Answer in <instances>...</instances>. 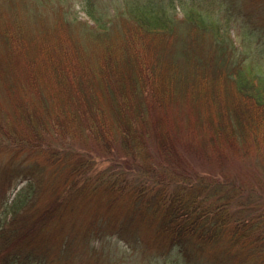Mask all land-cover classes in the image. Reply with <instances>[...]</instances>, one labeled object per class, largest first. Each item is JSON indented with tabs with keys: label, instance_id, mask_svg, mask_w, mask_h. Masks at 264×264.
Segmentation results:
<instances>
[{
	"label": "trees",
	"instance_id": "1",
	"mask_svg": "<svg viewBox=\"0 0 264 264\" xmlns=\"http://www.w3.org/2000/svg\"><path fill=\"white\" fill-rule=\"evenodd\" d=\"M237 27L264 44V0H0V81L23 74L17 126L0 116L2 181L23 184L12 199L0 191V264H73L74 247L47 228L92 200L110 234L94 237L116 239L129 264H264V178L194 181L190 136L169 123L173 109L179 120L213 111L193 124L209 130L203 149L218 159L247 145L264 158V75ZM77 137L107 154L102 176L87 177L98 161L72 149Z\"/></svg>",
	"mask_w": 264,
	"mask_h": 264
},
{
	"label": "rangeland",
	"instance_id": "2",
	"mask_svg": "<svg viewBox=\"0 0 264 264\" xmlns=\"http://www.w3.org/2000/svg\"><path fill=\"white\" fill-rule=\"evenodd\" d=\"M81 15H84V13L81 12ZM255 16L257 17L258 15L255 14ZM257 25L255 28L259 30V26L257 27ZM241 31V27H237L235 30H232V34L234 35L236 44L240 49L246 52L253 73L264 75V44L261 43L262 39L259 37L256 42H250L248 39L240 35ZM202 45L206 47L204 41L200 44V46ZM206 49L207 48H202L199 50V52L204 53L206 52ZM93 59L95 60L94 56ZM189 61L190 58L183 61V69L187 68V66L190 68ZM254 63L258 64V67H254ZM7 75L9 79V83L7 85L3 84L0 81V116L2 117V119H5L7 117L14 118L15 116V112L13 108H11V106L20 95L19 90L14 87L16 84L15 78H19V75L23 74L8 72ZM9 76L11 77L9 78ZM219 92L220 94H223V91L221 89L219 90ZM99 93H101L100 90ZM26 96L30 98L33 96V93L31 91H28ZM101 104L104 108L108 109V104L105 103L104 97L101 100ZM53 110L54 109H52L51 103L49 102L46 108L40 109V112L44 116H50L55 114ZM172 111V120L168 122L170 124L181 122L180 124L182 130L188 133V135L190 136L191 143L189 147L191 148V153L189 155L186 153L185 155L187 162L186 164L188 165L186 172H188V174L194 181L202 177L214 183L222 184L225 182V180H238L241 177L243 179H247V181L250 180V178H264V158H262L263 155H259V153H257L253 149L251 150V148L247 149V147H245L247 145L242 146L240 144H237V147L235 149H231L229 151L225 150V153L228 156L226 155L225 158L218 159L215 158L216 156L214 155L213 151L208 152V147H210L208 146L210 145L209 142V144L206 145V148L203 149V143L201 142L205 141V139L208 138L209 130L203 126L201 129L200 126H193V124L199 121H205L211 114H213V111L205 112L203 111V108L202 110L199 109L198 111L195 108L191 109L190 107V109L187 110L188 112L181 114V120H179L178 109H173ZM12 122L13 126H17V121H15V118L12 119ZM74 125L75 126L68 128L81 131V126L83 125V123L81 125H78L75 122ZM198 132L201 133L200 136L197 135ZM86 138L87 137H77L72 144V149L80 154L86 155L87 157H89V154L97 159V171H93L94 169H90L87 173V177L90 178L93 176V178H95V176L97 175L102 176L103 172L106 170L105 168H108V166H110L112 163L109 161V158L107 157V154H105L104 150L101 151L93 148L89 142L84 143ZM184 138L185 134L181 139L185 140ZM68 141L70 142L72 140ZM220 144L221 141L219 142V145ZM225 147L226 146L222 148ZM259 151L261 152V149ZM9 154L10 152L8 148H6V146H0V166H6L4 164L8 161L10 157ZM3 177L4 175L0 173V191H6L7 195H10L9 198L12 199L13 196L17 193V190L20 189L23 184L20 183L16 187L8 186L7 184L3 183ZM237 182H239V180ZM48 192L43 191L42 189V192L39 194L40 196L35 199L36 202H33V204L30 206V210H33L36 203L38 206L41 205V200H47ZM40 197L41 199H39ZM103 199L105 198L103 197ZM101 205L99 201L97 203H95L94 200H92L91 202L89 201L85 204L84 208H78L63 214V216L58 219L57 222H54L52 226H49L47 228V232H51L53 234L52 237H54L53 240L55 242L63 243L64 245L70 244V246L74 247L75 251L69 253V257L65 258L70 262L73 261V264H80V262L81 264H83L84 262L88 264L89 261H91L90 264H129L128 258L130 257L128 256V254L131 253V251L125 250L124 246H121L116 241V239L112 238V240H107L110 242H102L101 240H97L94 237L96 234H98V237L102 235L103 238H107L110 235L108 234L106 227L100 226L99 221L94 220L97 217H108L106 212L103 213L100 211V209H104V207H102ZM97 206H99V209H97ZM145 235L149 238L152 237V234ZM58 239H60L61 241L58 242ZM223 250L224 247L218 246L215 249V253L221 254L220 252ZM99 252H101V254ZM81 254H83V256H81Z\"/></svg>",
	"mask_w": 264,
	"mask_h": 264
}]
</instances>
